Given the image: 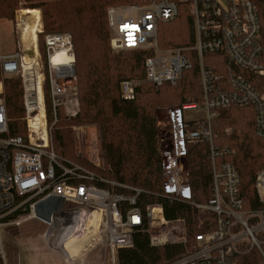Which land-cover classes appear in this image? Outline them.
<instances>
[{"label":"built area","instance_id":"obj_1","mask_svg":"<svg viewBox=\"0 0 264 264\" xmlns=\"http://www.w3.org/2000/svg\"><path fill=\"white\" fill-rule=\"evenodd\" d=\"M189 0H143L142 4L108 9L111 48L116 52H147L146 81L156 87L176 85L193 62L186 53H193L200 65L203 99L201 105L175 106L167 112L166 136L160 138L163 193L172 203L189 204L197 210L216 215L215 230L196 236V243L173 264H264V167L254 185L260 209L244 202L242 180L235 166L222 160L235 151L214 147L213 121L229 108L253 107L256 111V133L264 139V33L257 7L252 0H190L194 7L195 44L192 48L162 49L159 45L161 25L174 22L179 16V3ZM68 37L72 46L71 37ZM48 69L41 55L27 58L19 46L15 53L5 54L0 39V226L8 219L20 226L23 221L38 219L47 225L44 237L50 250L60 254L66 264L82 262L97 246L108 249L112 263L117 253L132 248L138 233L147 234L152 247L186 242L184 220H167L161 204L141 208L144 191L124 185L132 192L115 194L100 184L104 180L84 166L60 157L52 141V129L62 111L65 116L78 115V92L74 87V62L70 70L51 64L57 49L46 40ZM40 51V50H39ZM73 54V47L68 50ZM206 55H217L223 69L216 73L205 65ZM217 69V68H216ZM19 77L23 88L26 133L11 136L4 80ZM259 79L251 81L253 79ZM261 82V83H260ZM139 83L121 84L123 100H134ZM261 90L263 92H261ZM43 97V101L41 100ZM47 98L53 125L48 121ZM206 120L188 122L185 112L198 110ZM45 124L43 133L39 117ZM45 134V137L44 135ZM209 143L213 175L212 198L207 204L193 201L189 176V146ZM94 233L91 243L80 257L63 251L66 232ZM1 252V251H0ZM3 263L6 264L3 253Z\"/></svg>","mask_w":264,"mask_h":264},{"label":"trees","instance_id":"obj_2","mask_svg":"<svg viewBox=\"0 0 264 264\" xmlns=\"http://www.w3.org/2000/svg\"><path fill=\"white\" fill-rule=\"evenodd\" d=\"M141 1L0 0V17L12 21L15 12L21 7L34 10L39 32L41 28L43 30L38 34L39 49L45 61L46 48L42 37H71L80 109L74 118L60 111L58 121L54 124L47 98L48 121L50 125L54 124L52 141L56 153L96 174L104 180L100 185L115 194L128 196L132 192L111 186V183L144 191L145 194L140 198L141 208H145L146 204H161L167 220H184L185 243L152 247L149 236L138 233L132 248L121 249L117 253V264H173L193 249L198 234L215 230L217 224V217L211 212L197 210L189 204L172 203L161 197L163 179L158 127L160 116L157 110L165 103L180 106L202 103L200 65L194 54L187 52L186 55L193 62L192 69L184 72L176 85L156 87L146 81L145 61L149 53L112 51L108 9L139 4ZM252 1L257 7L264 33V0ZM37 9L41 10L42 18ZM193 16L190 0L179 3L178 18L172 23L161 25L160 47L192 48L195 44ZM223 59L221 61L217 55H206L205 65L218 73L226 65L227 59ZM251 79L258 88L256 81L259 79ZM130 80H137L141 84L134 100H123L121 84ZM4 83L10 134L14 137L24 136L26 122L21 79L6 78ZM84 125H98L100 129L104 161L101 169L84 162L75 154L73 128ZM212 125L214 147L235 151L232 155H223L222 160L232 163L239 172L245 204L249 208L260 209L254 181L259 170L264 167V139L256 133L255 109L223 110ZM210 153L211 145L207 142L189 146L188 169L192 197L199 204H207L212 198ZM24 224L27 236L33 235L35 231L36 234L43 231L41 235H44L47 231V225L38 220ZM240 261L241 264H257L259 260L249 262L250 256H245ZM0 264H4L1 252Z\"/></svg>","mask_w":264,"mask_h":264},{"label":"rangeland","instance_id":"obj_3","mask_svg":"<svg viewBox=\"0 0 264 264\" xmlns=\"http://www.w3.org/2000/svg\"><path fill=\"white\" fill-rule=\"evenodd\" d=\"M220 1L222 3L227 2V0H220ZM142 3L143 0L139 4ZM125 6H129V5L114 6V7H125ZM25 10L27 9H23L22 7L18 9L15 12L14 19L12 21L0 17V39L3 43V50L5 54L15 53L18 50L19 46L25 49L22 40L23 32H24L23 30L26 28V26H28L30 20L29 15L27 16L23 15V11ZM28 10L30 11V9ZM192 10L194 15L193 5H192ZM38 11H40L42 18L41 10ZM42 31L43 30L41 28L40 33ZM38 33H39V24L37 20L36 36H37V44L39 47L40 33L39 34ZM47 37L48 36L42 37V42L45 41V48H46ZM113 52L121 53L116 51ZM39 55H41V62L43 63L44 68L48 69L47 56L45 61V57L42 56L40 51H39ZM10 78H19V77H10ZM135 81L139 83V85L141 84V82L137 80ZM74 87L77 89L76 82ZM175 106H180V105H174V103H170V104L165 103V105H162L157 110V113L160 116V120L158 122V127L160 131L159 142H160V138L166 136L167 133V128L165 126V124L167 123V112L169 109ZM206 116L207 114L205 113L204 109L201 106L198 110H190L185 112V118L187 119L188 122H201L203 120H206L207 118ZM73 136L75 140V154L78 155L82 160H84V162L90 163L91 165L98 167L100 169L103 168L104 161L102 154V142L100 136V129L98 125H84L81 127H74ZM35 220L38 219L23 221L21 222L22 224L20 226H17L13 223L14 219H8L7 222H4L0 226V251L1 253H3L6 264H33V261H35L34 264H66L63 261V258L60 254L49 249L44 237L45 234L41 235L43 231L37 234L35 231L33 235H28V236L25 234L26 224L24 223H32L35 222ZM79 241L80 240L76 241L69 248V251L72 252L73 256H75L76 253L80 250V248L83 247L82 246L83 244H81V242ZM90 241L91 239L88 238L87 242ZM74 264H113V263H112V256L108 251V249L105 250L102 246H97L94 249H92L90 252H88V254L83 258L82 262H76Z\"/></svg>","mask_w":264,"mask_h":264},{"label":"bare ground","instance_id":"obj_4","mask_svg":"<svg viewBox=\"0 0 264 264\" xmlns=\"http://www.w3.org/2000/svg\"><path fill=\"white\" fill-rule=\"evenodd\" d=\"M23 15L30 16V20H29V24L28 26H26V28L23 30V43H24V51H25V55L27 58L33 59L35 57H38L39 55V47L37 44V36H36V31H37V20L35 17V12L33 11H29V10H25L23 11ZM21 20V19H20ZM40 33V32H39ZM49 40V43L51 45H54L57 49V52L55 55L52 56V60H51V64L58 67V68H63L66 70H70L71 68H69L70 63L73 61L75 62V58L68 54V50L71 49V45L68 37L66 38H59L58 37H53V36H48L47 37V41ZM27 43V45H26ZM4 51V50H3ZM35 55V57H33ZM41 100L43 101V97H41ZM41 116L39 117V122L40 124H42V129H43V133L46 132V128H45V124L42 122L41 117H45L44 112H41ZM45 137V134H43ZM88 238L92 239L94 238V233L93 232H88L85 234H77L75 233V231L69 230L66 232L65 236L63 237V241L60 245H64L63 246V251L65 253H67L68 255H70L71 257H80L81 256V252L82 250L86 247V245L90 242L88 241ZM80 240L79 242H81V244H83L82 248H80V250L76 253L75 256L72 255V252L69 251V248L72 244H74L76 241Z\"/></svg>","mask_w":264,"mask_h":264},{"label":"crops","instance_id":"obj_5","mask_svg":"<svg viewBox=\"0 0 264 264\" xmlns=\"http://www.w3.org/2000/svg\"><path fill=\"white\" fill-rule=\"evenodd\" d=\"M34 12V11H33ZM36 14V13H35ZM36 16V15H35ZM35 263V261H33V264Z\"/></svg>","mask_w":264,"mask_h":264}]
</instances>
